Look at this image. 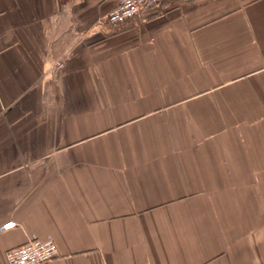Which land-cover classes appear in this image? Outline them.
Segmentation results:
<instances>
[{
	"label": "crops",
	"instance_id": "crops-1",
	"mask_svg": "<svg viewBox=\"0 0 264 264\" xmlns=\"http://www.w3.org/2000/svg\"><path fill=\"white\" fill-rule=\"evenodd\" d=\"M117 3L0 0V264H264V0Z\"/></svg>",
	"mask_w": 264,
	"mask_h": 264
},
{
	"label": "built area",
	"instance_id": "built-area-1",
	"mask_svg": "<svg viewBox=\"0 0 264 264\" xmlns=\"http://www.w3.org/2000/svg\"><path fill=\"white\" fill-rule=\"evenodd\" d=\"M162 0H118L115 8L107 13L106 18L113 24H124L127 21L140 17L146 10L160 4ZM57 62L52 69L60 67ZM13 220L6 221L0 225V231L16 227ZM6 252L9 264H41L52 261L59 255L57 243L52 236L34 237L26 243L12 247Z\"/></svg>",
	"mask_w": 264,
	"mask_h": 264
}]
</instances>
